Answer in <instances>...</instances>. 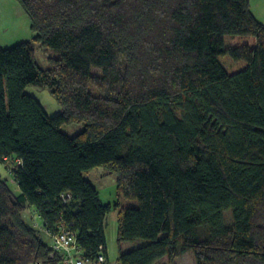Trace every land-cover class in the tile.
<instances>
[{
  "label": "trees",
  "instance_id": "16d2710c",
  "mask_svg": "<svg viewBox=\"0 0 264 264\" xmlns=\"http://www.w3.org/2000/svg\"><path fill=\"white\" fill-rule=\"evenodd\" d=\"M15 1L34 35L0 46V161L16 159L19 188L0 177V264H63L28 205L48 233L73 231L83 258L106 256L116 210L118 264L188 251L264 264V25L249 0ZM36 46L55 52L49 68ZM31 84L61 112L47 115ZM72 123L83 128L69 136ZM97 166L137 205L103 202L83 176Z\"/></svg>",
  "mask_w": 264,
  "mask_h": 264
},
{
  "label": "rangeland",
  "instance_id": "374dc122",
  "mask_svg": "<svg viewBox=\"0 0 264 264\" xmlns=\"http://www.w3.org/2000/svg\"><path fill=\"white\" fill-rule=\"evenodd\" d=\"M34 33L30 29V23L27 15L23 12L20 5L15 0H0V46L10 47L16 43L31 40ZM55 52L50 49L39 48L36 46L35 59L38 66L42 69L49 68L48 56H55ZM92 72L100 73L96 68H92ZM90 91L95 92L90 86ZM24 92L36 98L45 113L53 116L61 112V107L46 87L37 85H27ZM83 128L80 123H72L62 126V130L69 136H73ZM13 161V164L11 163ZM16 159L13 157L7 162L0 161V177L5 179L9 188L15 193H19L18 185L14 179L12 168L17 165ZM83 176L91 182L99 193V197L103 202L113 203L119 201L122 207L136 206V200H128L118 195L115 175L108 173L103 166L86 170ZM231 213L226 212L227 216ZM24 219L32 226L40 229L42 227L41 217L35 207L27 206L23 213ZM105 238H106V264H118L117 257L119 246L116 241L117 232V211L111 210L105 217ZM144 240H137L136 243H143ZM50 243V241H49ZM133 242H125L123 250H128ZM168 264V263H166ZM174 264H195L193 253L191 251L181 254Z\"/></svg>",
  "mask_w": 264,
  "mask_h": 264
},
{
  "label": "built area",
  "instance_id": "2783aa9c",
  "mask_svg": "<svg viewBox=\"0 0 264 264\" xmlns=\"http://www.w3.org/2000/svg\"><path fill=\"white\" fill-rule=\"evenodd\" d=\"M64 201H67L69 195H61ZM51 255L60 254L63 256V264H106V256L99 252L94 259L83 258L79 255L80 249L76 242L75 233L62 223L56 231L49 233ZM40 264V263H35Z\"/></svg>",
  "mask_w": 264,
  "mask_h": 264
},
{
  "label": "crops",
  "instance_id": "0c3cea01",
  "mask_svg": "<svg viewBox=\"0 0 264 264\" xmlns=\"http://www.w3.org/2000/svg\"><path fill=\"white\" fill-rule=\"evenodd\" d=\"M249 8L253 14V16L264 25V0H249ZM30 207H34L31 206ZM108 214V213H107ZM106 214V215H107ZM106 217V216H105ZM105 222V221H104ZM105 229V227H104ZM40 232L43 236V238L49 243L51 237L50 234L43 228L41 227ZM125 243V242H124ZM124 243H122V248H124ZM136 244V243H135ZM135 244H131V245H135ZM131 246V247H133ZM130 247V248H131ZM128 248V249H130ZM106 260H107V256H106Z\"/></svg>",
  "mask_w": 264,
  "mask_h": 264
}]
</instances>
